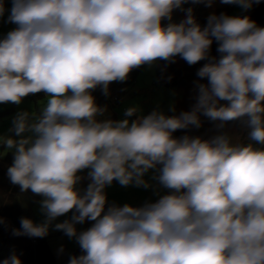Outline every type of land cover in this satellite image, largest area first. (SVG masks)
<instances>
[{
  "label": "clouds",
  "instance_id": "clouds-1",
  "mask_svg": "<svg viewBox=\"0 0 264 264\" xmlns=\"http://www.w3.org/2000/svg\"><path fill=\"white\" fill-rule=\"evenodd\" d=\"M187 2L11 0L6 22L15 27L0 37V105L44 94L38 111H18L12 135H0L12 151L10 184L40 197L44 217H21L13 235L62 231L83 253L68 264H264V148L232 143L227 134L173 135L199 129L204 116L219 127L241 121L264 145V27L224 12L201 26L191 8L179 23L162 24ZM220 2L246 12L262 0ZM4 12L0 0V18ZM177 56L190 66L207 61L197 71L207 82L196 83L190 110L102 119L107 107L93 91L108 96L110 83L125 82L132 70ZM136 112L129 107L124 116ZM149 172L167 194L142 207L107 204L113 181L148 189ZM82 179L89 181L83 189ZM85 221L90 227L77 231ZM2 264L21 261L12 254Z\"/></svg>",
  "mask_w": 264,
  "mask_h": 264
},
{
  "label": "trees",
  "instance_id": "trees-1",
  "mask_svg": "<svg viewBox=\"0 0 264 264\" xmlns=\"http://www.w3.org/2000/svg\"><path fill=\"white\" fill-rule=\"evenodd\" d=\"M233 5L226 4L225 6H206L204 3H192L189 2L182 4L180 8H175L171 14V21L163 20L162 24L179 23L186 17L184 10L191 8L192 15L197 23L201 26L206 24V18L210 13L220 14L224 12L229 14V11ZM238 15H247L251 20L255 21L258 26L264 27V0L259 4H254L253 7L244 12L242 11ZM217 44L213 41L211 47V55L218 58L216 52ZM207 61H200L195 65H188L182 58L177 56L174 62H166L158 60L155 65V86L163 88H178L182 90V96L195 95L196 83H206V79L202 80L197 76V71ZM140 68L134 69L129 74L128 79L125 82H112L109 85V95L102 94L100 88H97L91 94L95 98V103L98 106L107 107V111L103 118L115 120V107L118 104L122 90L131 85L136 76L138 75ZM34 101L36 105V111L39 109L38 102L43 100L44 94L38 93L35 95H29L25 97ZM220 103L226 104V101ZM264 104V101L261 102ZM8 111L0 109V116ZM201 127L199 129L191 128L189 130H178L173 133L174 137H180L184 134L191 136H199L204 140L208 139L209 133L217 121H211L208 118L201 116ZM241 121H230L224 123L231 127H235L241 124ZM249 129L243 124V131L239 137L238 144H252L254 148H264V145L257 144L251 140L248 136ZM2 148V146H1ZM12 151H7L0 158V217H3L4 224L0 225V264L4 259L9 258L15 254L21 261V264H68L70 256H80L82 251L80 247L69 252L68 257L60 263H57L54 259L46 237H28V236H15L12 234V229L20 228V218L25 217L31 207L37 202L40 197L35 196L31 191L21 193L18 186L11 185L7 178V168L12 162Z\"/></svg>",
  "mask_w": 264,
  "mask_h": 264
},
{
  "label": "rangeland",
  "instance_id": "rangeland-1",
  "mask_svg": "<svg viewBox=\"0 0 264 264\" xmlns=\"http://www.w3.org/2000/svg\"><path fill=\"white\" fill-rule=\"evenodd\" d=\"M212 5L225 6L226 4L221 3L220 0H214ZM11 6V0H4L5 12L4 16L0 18L2 36L15 27V25L6 22ZM241 12L242 10L239 7L233 5L228 15H238ZM156 63H154L151 67L147 65L142 66L134 82L122 90L120 100L114 109L116 114L115 120L127 118L131 122L138 116L148 115L153 110L161 111L166 115H172L173 113L169 111V109L173 107L175 109V114H179L181 111L190 110L192 104L194 103V95H187L186 97H183L182 90L178 88H163L155 86L154 81ZM40 102H42V100L38 102L39 105ZM129 107H136L137 112L131 117H125L124 112ZM5 108H7L8 111L0 116V135L5 136L12 135L9 132V129L11 127V121L18 111H36V105L34 101L27 98H24L20 105L11 103L0 105L1 110H4ZM220 123V121H217V123L213 126L207 140H211L214 136L219 134H227L230 137L232 143L238 144L239 137L243 131V123L235 127L225 124L223 127H219ZM7 151L11 150H5L0 146V158ZM86 174L87 170L80 173V175L83 177H86ZM151 176V172L145 176V179L149 180L150 184L152 185V187L148 189L134 186L122 187L117 182L113 181L112 185L110 187H106L105 189L107 204L110 205L115 203L118 206L129 204L132 207H142L146 203L155 202L159 196L167 194L168 190L159 186L155 180L151 179ZM88 182L89 181L87 179H82L77 187L83 189L87 186ZM38 201L35 202V204L25 216L26 218L31 219L34 223H40L44 219L40 212ZM70 216L71 213L61 216L56 221H54L53 224L62 222L65 219H69ZM90 225L91 222L85 221L83 224H77L76 228L77 231H81L90 227ZM45 237L47 239L50 251L57 263L65 260L68 257L69 252L79 247L74 239H69L62 231L54 230V228L51 226L49 228L48 234ZM9 255H12V253Z\"/></svg>",
  "mask_w": 264,
  "mask_h": 264
},
{
  "label": "crops",
  "instance_id": "crops-1",
  "mask_svg": "<svg viewBox=\"0 0 264 264\" xmlns=\"http://www.w3.org/2000/svg\"><path fill=\"white\" fill-rule=\"evenodd\" d=\"M1 24V23H0ZM2 31V27L0 26V32Z\"/></svg>",
  "mask_w": 264,
  "mask_h": 264
},
{
  "label": "built area",
  "instance_id": "built-area-1",
  "mask_svg": "<svg viewBox=\"0 0 264 264\" xmlns=\"http://www.w3.org/2000/svg\"><path fill=\"white\" fill-rule=\"evenodd\" d=\"M0 37H2V34H1V32H0Z\"/></svg>",
  "mask_w": 264,
  "mask_h": 264
}]
</instances>
